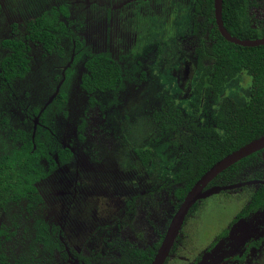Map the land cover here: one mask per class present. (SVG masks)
I'll return each mask as SVG.
<instances>
[{
	"label": "trees",
	"instance_id": "16d2710c",
	"mask_svg": "<svg viewBox=\"0 0 264 264\" xmlns=\"http://www.w3.org/2000/svg\"><path fill=\"white\" fill-rule=\"evenodd\" d=\"M254 1L223 0L222 22L231 36L241 40L264 36V27H252L248 8ZM258 1L264 4V0ZM192 2L193 51L184 58L191 61L196 74L188 83L196 100L187 115L170 97H163L168 108L161 110L158 93L164 89H158L160 82L153 79H159V67L147 72L132 59L119 64L108 50L95 49L89 40L81 38L74 28L87 19L82 15V19L72 20L67 3L8 23L6 36L0 31V264H30L32 260L25 255L33 249L31 241L48 250V264H64L55 260L67 256L60 237L74 229L67 220L61 223L62 229L59 222H49L38 213L45 202L44 187L60 169L73 170L78 165L81 169L83 164L91 163L108 170L122 166L136 172L133 180L140 174H154L158 179L152 180L144 195L131 190V198L126 201L129 207L135 201L153 207L156 194L182 201L214 163L264 135V45L241 47L226 41L216 26L213 0ZM1 3L3 0L0 12ZM167 5H152L146 14L137 13L138 23L144 24L138 36L142 46L150 44L151 33L165 34L166 38L173 34L175 26L169 25L171 20L166 21L168 15L174 22L178 15L179 19L184 16ZM104 12L109 16L112 10L106 6ZM159 40L158 51L167 47L164 39ZM146 48L152 50L151 46ZM33 51L39 54H34L32 64ZM244 78L249 80L248 88L244 94L232 96L230 91ZM141 89L144 91L138 97ZM132 97L136 104L140 103L137 109L127 101ZM137 115L149 119L151 125L148 135L133 146L138 142L131 140ZM93 123L96 135L91 136ZM67 126L70 130L66 135ZM261 152L236 162L209 186L241 182L246 173L247 179L261 178ZM158 156L168 161L161 170H155L153 165ZM233 192L237 193L222 191L197 201L185 220L196 217L193 236L183 230L185 239L175 243L172 251L179 250L180 255L189 257L186 243L195 245L191 253H197L211 233L216 235L234 217H244L264 207V186ZM53 206L57 208V203ZM113 227L100 226L97 239H88L85 233L78 235L81 232L77 230L74 234L78 243L86 241V246L96 240L97 250L88 260L80 252L75 256L87 263L100 257L114 264L151 263L158 244L149 247L123 241ZM170 264L183 263L174 258Z\"/></svg>",
	"mask_w": 264,
	"mask_h": 264
},
{
	"label": "rangeland",
	"instance_id": "374dc122",
	"mask_svg": "<svg viewBox=\"0 0 264 264\" xmlns=\"http://www.w3.org/2000/svg\"><path fill=\"white\" fill-rule=\"evenodd\" d=\"M84 1L85 0H3L4 8L3 11L0 12V31L3 36H6L9 30L8 23H13L17 19H21L22 16L30 17L38 15L41 12L48 10V8L52 6H58L63 2L74 6L77 2L84 3ZM111 1L116 4L123 0ZM192 4L193 2H189V4L182 7L183 9L181 8V15H184V20L183 17L181 19L178 17L177 22L171 21L169 23L170 26L174 25L175 28L173 30V34L165 39L167 42V47L165 49H167V51L164 52L163 57L166 59V61L163 59V61L160 63L162 65H160L156 70L159 72V79L153 78L155 81L160 82L157 88L164 89L162 90V93H158L159 102L161 101V110H167L168 108L165 106L163 97H170L173 98L172 102L175 103L183 115H187L190 112V106L196 100L187 92L188 83H186V80L189 78L190 68L184 67L181 70H176L173 74L168 70V65L170 64V57L173 55L175 58H177V50L182 48L188 49L190 45L188 43H190L191 39H193V37H190V26L193 20ZM77 9L80 11V7H77ZM92 13L93 9L89 10V14L92 15ZM248 13L251 18L252 27L256 29H262L264 26V4L258 0L254 1V5L249 6ZM159 37V35H149L150 44H147L146 46H140L139 48L137 46L136 52L132 53L131 55L126 51L119 52L125 54L126 58L131 56L134 57L135 53H141L146 47L154 45V43L157 42L156 40L160 41ZM89 41L91 44L95 43L94 40ZM126 42L129 46L132 45V41L130 42V40H128ZM97 44H99V48L104 49L103 41H100V43L97 41ZM34 54L36 55L35 57H37L39 51H33L31 53L32 64L35 63V60L33 59ZM163 65H165L166 70H164ZM169 66L172 67V65ZM161 73L162 76L164 75L163 78L160 75ZM175 79H178V84H176L177 81H175ZM248 84L249 80L247 78L241 79L236 87L230 91V94L235 97L244 94L245 89L248 88ZM76 85L77 84L73 85L75 91L77 90ZM146 90H148V88ZM143 91L144 89L137 91L138 97H141V93ZM131 93L132 92L128 94ZM144 94L146 93L144 92ZM127 101L132 102L133 108L137 109L139 107L140 103H135V97H132ZM155 109H158V107H155ZM135 120L136 128L131 134V140L138 142H135L137 144L133 143V146L138 145V143L148 135L151 125V121L141 115H137ZM96 123H93L94 128L91 131V136L96 135ZM68 130H70V126H67L64 129L66 135ZM83 151L87 152V149H83ZM261 153L262 154L260 156L262 158V162L258 168H260L264 174V150ZM167 163L168 161L165 157L162 159L158 156L156 161L153 163L154 169L161 170V168L167 167ZM109 169L110 170L105 168L102 169L100 166H95V164L91 163L85 165L83 164L81 169L79 168V165L78 168L76 167V169L74 168L73 170L63 168L58 170L52 179H49L47 186H43L44 193L46 191L44 198L45 202L40 205L38 213L47 218L46 220L49 222L56 221L61 224L64 222V220H67V222L70 223L69 226L74 229V231L69 230L70 232H66V237L63 235L60 237L66 249L67 256L61 257L59 260L55 258L56 261L63 262L64 264H114L112 260H103L101 257L100 259L89 260L88 263L83 259H78L75 256L76 253L80 252L83 254L84 258H87L88 260L94 255L93 253L97 249H94L96 246V240H90L89 245L86 246L83 245L86 241H83L82 244H79L78 240H76L77 237L75 236V232L79 230L81 233L78 235L85 233L88 235V239H92L93 237H96L97 239V236L99 235L98 228H100V225H103L104 223L114 224L113 222L115 221L116 224H118L116 233L118 232L120 237L126 236L127 239H136L134 242L135 245L140 244L141 246L150 247L154 244L160 243L164 233L168 228L171 216L175 211L174 209L177 201H173L171 197L164 198L163 194H156L154 198L156 201L154 206L148 207V209H146L149 210V212L147 215H145V218H143L141 211L136 212L135 210V208L138 206V203H134L129 207L126 204V201L127 199L131 198V190L145 194L149 189L152 180L156 181L158 178L156 179L154 174H145L144 177L142 174H140L137 180H133L131 176H133L136 172L131 173L129 172L130 170H126L122 166H117L116 169ZM166 170H164V172ZM247 174L248 173H246L243 179L249 178ZM102 176H105V178L108 180L103 179ZM148 179H150V181ZM54 202L57 203V208L53 206ZM116 210V215L120 214V217H116L119 218V220H114L112 222V217L115 215ZM195 221L196 217L191 216L188 218V221L183 228V230H185V234L193 236L192 233L195 231ZM119 224H121V226H119ZM263 224L264 212L260 214H252L245 219H239L225 228L228 233L230 232L232 238L230 237L228 239L217 240L213 244H206L200 249L198 253H191V251L195 249V245L193 246L189 241V243L185 242V248L189 255V257H186L185 264H236L235 257L241 251L240 240L248 237L249 239H253L252 241L260 240L264 234ZM194 235L195 240H197L196 233ZM234 235L235 237L233 238ZM185 236L186 235L182 234L183 239H185ZM239 236H241L242 239ZM255 236L256 238H252ZM180 241L181 240L179 239V242ZM195 244L198 246V241H195ZM98 250L101 251V248ZM47 251L48 250L45 251L43 248L41 250L40 248H36L37 254L35 256L38 258V260L43 259L44 264H48V260H46L48 258ZM109 251H112V249H109ZM174 254L177 257L180 256V254ZM250 254L251 256L246 260L245 264H264V255H262L264 254V239L260 241L259 246L257 249H255V251L253 249L251 250ZM195 255H197V261L194 259ZM30 256H32V253L27 254V257ZM174 258L175 257L172 256L168 260L167 264H170Z\"/></svg>",
	"mask_w": 264,
	"mask_h": 264
},
{
	"label": "flooded vegetation",
	"instance_id": "af4514ba",
	"mask_svg": "<svg viewBox=\"0 0 264 264\" xmlns=\"http://www.w3.org/2000/svg\"><path fill=\"white\" fill-rule=\"evenodd\" d=\"M101 1H103L104 3ZM181 1L182 0H123V1H120L119 3L115 4L111 0H109V1H106V0H85L84 3L77 2L76 5H74V6L70 5L69 3H67V5L68 4L70 5L72 20H74L76 18L82 19V15H83V17H86V19H87L83 24L79 25L77 27V29L74 28V30L77 32V34L81 38H84L85 40H94L95 43H93L92 45L96 47L95 49H99L102 51L108 50L110 52V55L117 62H119V64H122L124 61L134 59V61L137 60L138 62H140V64H141L140 69L141 70H146L147 72H149L151 67H159L160 65H162L160 63L163 61V59L166 61V59L163 57V55H164V52L167 51V49H165L166 47H164V48L160 47L161 50L158 51V49H156V45L159 47V45L157 44L158 40H156L157 42L154 43V45H150L152 47L151 51H148V49L145 48L142 50L143 52H141V53L137 52L135 54V57L131 56L130 58H126L125 54H122L119 51L129 52L133 48L137 50V46H138V48L140 46H142L141 40L138 39V36H139V33L143 30L144 24L142 26L141 23H138L140 18L138 17L137 13L144 15V14H146L147 11H149V8L152 9V5L153 6L156 5L157 7H161V6L165 7V5L168 4L167 8L175 9V10L178 9L179 14H180V12H182V10L179 9V8H181V4L184 3V5H187V4H189V2H192V0H184L183 2H181ZM126 5H130L128 10H123L126 7ZM106 6H109L110 9L112 10V12L110 13L109 16H107L104 12V9ZM77 7H80L81 10L80 11L77 10ZM3 8H4V5H3V3H1V11H3ZM87 9H88V11H87ZM91 9H93L92 15L89 14V10H91ZM154 11H156V10H154ZM176 16H177V13H176ZM178 17H179V15H178ZM19 20H23V19H17L15 22H19ZM169 20L174 21L172 19L171 15L167 16L166 21H169ZM160 23H162V22L160 21ZM190 34H191V32H190ZM149 35H152V36L153 35H157V36L159 35L160 36L159 39L162 38L164 40L166 38V35L161 34V33H151ZM170 35H172V34H170ZM191 37H192V35H191ZM260 37H264V36L261 35L257 38H260ZM193 39H194V37H193ZM193 39H191V42L188 44H193V42H194ZM195 39H196V36H195ZM128 40H130V42L132 41V45H130V46L128 45V43L126 42ZM97 41H98V43H100V41H103L104 49L99 48V44H97ZM177 51H178V57L175 58L173 55L170 57V60H169L170 64L169 65H172V67L168 65V68L170 69V72H172L174 74V72L176 70H181L184 67H189L190 68V75H189V78L186 80L187 81L186 83H190V81L192 82V79H194L196 74H195V71L192 67L191 61L186 60L184 58L185 55H183V54H187L185 52H188V51H193L192 45H189L188 49L182 48V49L177 50ZM157 52H161V54H159V56H156L155 54ZM181 53H183V54H181ZM173 54H175V53H173ZM120 58H121V60H119ZM163 67L165 70V65H163ZM146 76H148V74H146ZM175 81H177L176 84L179 83L178 79H175ZM187 92L190 95H192L191 94V85H188ZM102 177H103V179L108 180L107 178H105V176H102ZM249 180L264 181V174L262 173L261 178H259V179H244L243 181H249ZM250 186L258 187V186H264V185L257 184V185L243 186V187H250ZM243 187H241V188H243ZM241 188H237V189H241ZM237 189H233V190L225 191V192H228L231 194H236L237 192H233V191H235ZM140 194L144 195V193L142 194L141 192H140ZM181 202L182 201L177 202V205H175V209H174L175 211H174L173 215L171 216L169 224H170L172 217L174 216V214H175V212H176V210H177V208ZM134 203H137V201H135ZM134 203H132V205ZM146 209H148V204L143 205V206L138 204L137 208H135L136 212L141 211V215H143V218H145V215H147L149 212V210H146ZM263 212H264V207L262 209H260L259 211L249 213L248 215H246L244 217H240V218L234 217V219L232 221L226 223L223 226L222 230L219 231L218 233H216V235L214 234V232L211 233L206 244L207 245L211 244V243L213 244L217 240H223V239L230 238L232 235L230 234V232L228 233V231L225 229L226 227H228L233 222H235L239 219H245V218L251 216L252 214H255V213L260 214ZM116 213H117V210L115 212V215L112 217V222L114 220H119V218H116ZM187 216H188V214H187ZM187 216H186L185 220L187 219ZM156 220H158V219H156ZM185 220L183 222L181 230L179 231V233H178V235L174 241V244L177 243L179 241V239L180 240L183 239L182 238V234H183L182 230L186 225ZM143 222H144V219H143ZM113 223H114L113 228H115L114 231H117L118 224H116V221ZM103 225H107V224L104 223ZM103 225H100V226H103ZM108 225H111V224H108ZM122 225H124V224H122ZM119 226H121V224H119ZM256 236H257V234H256ZM256 236L252 237V238H256ZM234 237H235V235L233 236V238ZM239 237L241 238V236H239ZM122 239H123V241L128 240L132 243L136 241V239H134V240L127 239L126 236L122 237ZM162 239H163V237H162ZM162 239H161V241H162ZM262 239H264V234H263V237L258 241H252L253 239H249V237L244 238L243 240H240L241 251L235 257L236 258L235 259L236 264H245L246 260L251 256V254H250L251 250L253 249L255 251V249L258 248L259 243ZM161 241H160V243H161ZM30 243H31V248H33L30 251V254L32 253V256L27 257V254L25 253L26 254L25 258L32 260L30 264H37L38 258H36V256H35L37 254L36 248L39 249L40 247H36V245L34 246L33 245L34 243L32 241ZM160 243H158L157 247L154 248L155 254H156V252L160 246ZM174 244H173V246H174ZM138 245L141 246L140 244H138ZM173 246H172L164 264H167L168 260L172 256H174L175 258H177L179 260H182V263L185 264L186 256L180 255V256H178L180 258L175 256L174 253H177V254H181V253L179 250H176L173 252L172 251ZM203 247L204 246H202V248ZM34 251H35V253H34ZM199 251H200V249L197 251V253ZM197 255H195V257H194L195 261H197ZM262 255H264V254H262ZM47 260H48V258H47ZM39 261L41 262V264H43L44 260L40 259Z\"/></svg>",
	"mask_w": 264,
	"mask_h": 264
},
{
	"label": "water",
	"instance_id": "95a60500",
	"mask_svg": "<svg viewBox=\"0 0 264 264\" xmlns=\"http://www.w3.org/2000/svg\"><path fill=\"white\" fill-rule=\"evenodd\" d=\"M223 0H213L214 19L220 35L228 42L241 47H257L264 45V37L257 39H237L231 36L223 26L222 22ZM264 150V135L246 143L232 153L214 163L200 178L193 184L184 199L178 206L172 220L163 236L160 246L150 264H164L174 244V241L182 228L183 222L192 206L199 200L207 198L222 191H230L248 185H264L261 180L242 181L223 186H208L211 181L221 172L256 152Z\"/></svg>",
	"mask_w": 264,
	"mask_h": 264
}]
</instances>
